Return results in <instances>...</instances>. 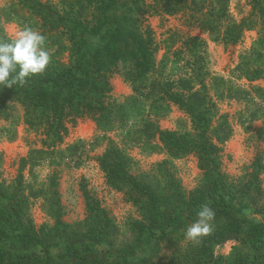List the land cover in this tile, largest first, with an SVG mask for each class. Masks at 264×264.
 Listing matches in <instances>:
<instances>
[{
  "label": "rangeland",
  "instance_id": "obj_1",
  "mask_svg": "<svg viewBox=\"0 0 264 264\" xmlns=\"http://www.w3.org/2000/svg\"><path fill=\"white\" fill-rule=\"evenodd\" d=\"M144 1L138 3L158 7L155 13L150 8L144 21L159 46L157 68L145 78L144 93L136 99L140 90L128 79L131 62L119 64L111 79L110 99L119 105L113 126L85 116L69 124L62 143L47 147L42 132L25 123L20 101L9 99L7 112L0 113V189L14 195L5 199L0 192L9 241L23 242L16 236L18 205L25 216L22 231L40 234L50 264H264V234L253 238L254 226L260 222L264 227V25L256 16L237 44H226L224 28L250 16L249 0ZM124 2L115 6L116 18ZM32 6H41L46 18ZM93 11L84 0H0V35L13 38L25 25L38 30L52 52L47 70L68 62L69 25L93 16L96 21L98 12ZM189 35L201 37L206 51L192 55L186 50ZM202 63L201 72L194 70ZM195 72H205L206 89L191 79ZM168 91L194 102L206 94L216 109L208 138L222 148L220 168L230 189L220 203L231 213L225 216L212 208L213 230L196 242L187 240L185 231L218 194L206 172L211 162L201 168L197 152H176L156 133L160 127L196 135L191 115L169 100ZM113 145L131 157L132 172L160 197L155 214L107 182L99 158ZM257 160L262 166L258 182L253 176ZM83 189L100 201L110 219L96 253L86 248L87 242L97 240L96 231L90 234L97 219L87 211ZM239 207L247 213L235 210ZM58 216L70 226L57 231ZM41 255V261L48 259Z\"/></svg>",
  "mask_w": 264,
  "mask_h": 264
},
{
  "label": "trees",
  "instance_id": "obj_2",
  "mask_svg": "<svg viewBox=\"0 0 264 264\" xmlns=\"http://www.w3.org/2000/svg\"><path fill=\"white\" fill-rule=\"evenodd\" d=\"M84 1L94 9L93 14L98 12L95 14L96 21H93L95 20L93 16L92 20L88 18L75 20L74 25H69L67 35L71 50L68 62L51 66L43 73L27 78L23 85L14 84L9 87L0 84V113L7 112L9 99L14 98L20 101L25 107V123L29 128L42 132L45 136L42 142L47 147H55L62 143L69 134V124L74 125L79 118L88 116L105 126L115 124V111H119V105L110 99L111 79L119 70L121 62L125 60L131 62L128 79L135 91L140 90L136 99L144 93L145 78L157 68L156 53L159 46L154 31L144 25L149 9L153 10L151 13L158 12L157 6L141 5L138 0H125L122 3L121 15L116 18L114 8L119 0ZM249 3L252 7L250 16L239 22L232 20L224 28L223 40L226 44H237L244 31L254 26L256 16L264 25V0H249ZM32 8L38 9L39 14L46 18L44 16L46 13L41 6L37 8L32 6ZM63 24L68 26L65 20ZM9 39L11 37L5 34L0 35V40ZM92 40L96 42L95 45L92 44ZM184 44L185 49L192 52V55L198 54L199 49H202V52L206 51V42L199 36L189 35ZM203 66L205 64L202 63L194 70L201 72ZM204 74L205 72L201 74L195 72L191 76V79L198 82L203 90L206 89L204 77H202ZM194 94L196 95L197 91ZM167 97L191 115L196 135L187 136L175 130L157 127L156 133L159 139L168 147L174 148L176 152L188 153L192 150L197 152L201 160V168L206 167L203 162H211L212 165L206 172L211 178L213 190L218 194L211 199V208L220 210L221 214L229 216L230 208L220 203V200H225L226 195H229L230 189L226 174L220 168L222 148L208 138L209 130L216 118L215 104L206 94L202 98L198 97L196 102L176 91H168ZM131 160L128 154L113 145L109 146L100 156L99 165L111 186L123 190L132 202L146 207L149 205L151 213L155 214L160 205V197L148 183L132 172ZM253 166L255 168L253 176L258 182V172L262 166L258 160ZM83 190L87 211L94 213L97 219V223L90 230V234L93 230L97 232V240L87 242L86 248L91 253H96L98 248L103 246L102 236L108 232L110 219L100 201L88 190ZM0 192L2 198L11 200L14 198L13 194L11 197L8 196L4 189H0ZM232 198L229 197V200H233ZM244 207L235 210L245 214L247 212L243 209ZM14 210L16 220L19 222V233L16 236L22 238L21 244L23 245L17 244V241H9L11 240L10 234L3 225V220L8 215L4 209L0 208V264H50L48 248L42 245V237L39 233H32L30 230L25 231L24 234L22 231L24 212L18 208V205L14 206ZM260 225L259 222L254 226L253 238L264 234V227ZM64 226L70 225L64 223L58 216L54 228L58 231ZM63 231L66 233V230ZM33 241L38 242L41 247L39 250L33 245ZM73 249L75 254H78L77 249L75 247ZM41 254H45L48 259L41 261ZM234 264H238V261ZM241 264L250 263L243 260Z\"/></svg>",
  "mask_w": 264,
  "mask_h": 264
},
{
  "label": "clouds",
  "instance_id": "obj_3",
  "mask_svg": "<svg viewBox=\"0 0 264 264\" xmlns=\"http://www.w3.org/2000/svg\"><path fill=\"white\" fill-rule=\"evenodd\" d=\"M51 58L46 37L30 26H23L13 38L0 40V84L23 85L27 78L43 73ZM197 217L185 231V238L193 242L212 232L215 212L204 205Z\"/></svg>",
  "mask_w": 264,
  "mask_h": 264
}]
</instances>
